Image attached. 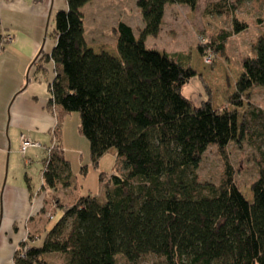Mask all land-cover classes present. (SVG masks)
Segmentation results:
<instances>
[{
  "label": "trees",
  "instance_id": "obj_1",
  "mask_svg": "<svg viewBox=\"0 0 264 264\" xmlns=\"http://www.w3.org/2000/svg\"><path fill=\"white\" fill-rule=\"evenodd\" d=\"M92 1L66 0L67 9L55 15L52 52L34 63L42 77L51 61L55 72L48 109L57 127L43 160V188L70 184L62 126L75 112L95 165L114 149L120 174L100 175L107 206L95 196L77 198L40 245L28 238L29 249L24 257L15 253V264H51V254L65 264L136 263L147 255L164 264H264V152L255 159L249 201L230 151L254 121L251 110L240 116L237 109L244 99L251 105L253 90L264 87V32L252 56L242 59L243 76L231 99L235 111H220L208 87L199 106L183 95V86L197 76L191 53L162 54L146 46L149 36L160 35L168 5L195 10L199 0H139L144 27L138 38L129 24L118 23L117 56L89 46L83 8ZM217 7L232 11L227 2ZM239 23L234 20L235 34L243 29ZM7 36L0 28V49ZM229 36L202 38L198 52L222 53ZM258 118L264 129V117ZM210 147L221 160L219 182L198 172Z\"/></svg>",
  "mask_w": 264,
  "mask_h": 264
},
{
  "label": "rangeland",
  "instance_id": "obj_2",
  "mask_svg": "<svg viewBox=\"0 0 264 264\" xmlns=\"http://www.w3.org/2000/svg\"><path fill=\"white\" fill-rule=\"evenodd\" d=\"M139 0H93L83 8L85 14L86 38L89 46L99 52L101 49L114 52L117 56V35L114 28L119 22L129 24L139 38L140 29L144 27L141 10L138 6ZM227 2L232 9L218 11L219 3ZM240 21L243 29L235 34L233 31L234 20ZM54 21L50 22L48 38L52 39ZM264 32V0H199L195 10L186 5H168L161 33L158 37L149 36L146 46L160 53L185 52L192 55V68L197 72L190 83L182 88V93L196 106H199L207 98V87L210 91L214 107L217 110L235 111L231 99L237 93L238 83L243 76L242 59L252 56L253 45ZM227 33L229 38L225 42L222 53H212L208 57L198 52L199 42L202 38L219 36ZM208 36V37H207ZM211 57V58H210ZM209 58V60H208ZM35 71L32 72V75ZM53 73V72H52ZM49 71V76L52 74ZM248 100L242 101V107L238 108L240 116L251 110L254 121L250 133L245 135L238 143L230 146L231 157L235 167L238 169L237 181L242 189L243 195L252 201L253 193L251 184L257 178V167L255 159H260L264 152V129L260 121L256 119L264 113V87L255 88ZM250 105V106H249ZM258 116V117H257ZM260 117L258 119H260ZM240 117L239 122L241 123ZM80 115L75 112L69 115L64 123L63 147L71 163L72 179L70 184H60L57 190L48 189L49 197L46 202L47 213H45L46 231H50L62 218L67 208H71L77 198L84 196H95L105 204L106 183H102L100 175L111 176L120 174L117 169V155L114 149L107 152L95 165L91 157L90 144L87 138L79 133ZM20 137V135H19ZM46 137V136H45ZM45 145L36 140L37 149L31 153L29 148L26 154L19 150H11L6 155L7 170L11 166L10 178L16 175L25 181L28 176L35 190L43 188V160L47 157L48 148L52 146L51 135H47ZM14 149V144H13ZM12 159V165H11ZM222 170L221 160L215 148H209L204 155L203 161L198 169L199 174L207 179L219 182ZM59 198L65 206L48 208L50 202ZM56 205V203H54ZM51 209V210H50ZM54 214V219H49V213ZM46 232H44L45 236ZM43 236V238H44ZM41 244V240L38 245ZM22 247V245H20ZM46 259L51 264H65L58 255H47ZM119 264H164L163 260L153 255L143 256L138 262L128 263L124 258L119 259Z\"/></svg>",
  "mask_w": 264,
  "mask_h": 264
},
{
  "label": "crops",
  "instance_id": "obj_3",
  "mask_svg": "<svg viewBox=\"0 0 264 264\" xmlns=\"http://www.w3.org/2000/svg\"><path fill=\"white\" fill-rule=\"evenodd\" d=\"M62 9H67L66 0H0V28L13 39L0 49V264H14L23 241L33 238L31 242L38 244L47 230L43 211L48 189L35 190L28 176L25 181L16 175L11 179L6 155L19 150L22 135L45 145L50 134L54 143L57 116L48 109L54 63L47 64L48 73H53L43 77L34 63L42 52H52L55 39L49 41V25L54 21V30L55 15ZM31 148V153L37 151ZM62 206L55 198L48 208Z\"/></svg>",
  "mask_w": 264,
  "mask_h": 264
},
{
  "label": "built area",
  "instance_id": "obj_4",
  "mask_svg": "<svg viewBox=\"0 0 264 264\" xmlns=\"http://www.w3.org/2000/svg\"><path fill=\"white\" fill-rule=\"evenodd\" d=\"M12 36L8 35L6 38H5V42L8 43L10 41H12ZM211 58V57H210ZM209 60V58H208ZM21 142H22V145H21V151L23 154H26L27 153V150L31 147H37L39 146L38 143H35V142H32L31 140L27 139L24 135L21 136ZM48 218L49 219H54V214L53 213H49L48 214ZM28 238L26 240L23 241V246L22 247H19L17 249L16 252H20V256L21 257H24L25 254L27 253L28 249H29V245H28ZM14 264H15V261H14Z\"/></svg>",
  "mask_w": 264,
  "mask_h": 264
}]
</instances>
